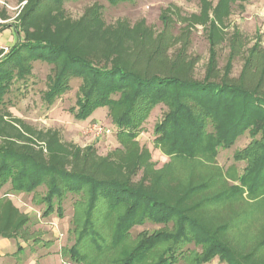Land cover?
I'll return each mask as SVG.
<instances>
[{
	"label": "rangeland",
	"instance_id": "374dc122",
	"mask_svg": "<svg viewBox=\"0 0 264 264\" xmlns=\"http://www.w3.org/2000/svg\"><path fill=\"white\" fill-rule=\"evenodd\" d=\"M43 3L47 7L33 14L32 24L20 32L27 29L58 42L71 36L75 48L91 53L114 45L131 47L134 55L122 54L128 63H138L136 55L142 54L141 68L147 57L153 60L148 67L152 72L169 73L177 67L178 75L197 82L211 70V80L217 83L241 82L252 89L264 80V0ZM29 6V0H0V60L18 42L12 27H21ZM31 66L28 77L13 82L0 104L1 148L70 173L141 185L216 234L241 262L264 264V190L249 194L241 184L247 162L235 158L252 143L249 133L231 148H220L217 155L202 145L193 158L178 157L155 143V128L168 113L166 106H158L134 138L121 137L108 108L98 109L84 122L75 117L81 79L65 84L50 102L46 95L56 67L42 61ZM48 192V184L31 192L14 190L11 184L0 190V264H123L127 253L143 241L177 230L173 216L166 223L136 224L117 240L126 206L111 210L103 199L91 219L99 244L91 240L90 231L78 242L88 215V194L65 192L63 203L55 200V213L50 214ZM142 244L148 256L135 264H155L172 245L166 239L152 247ZM180 249L184 257L202 252L194 244ZM176 264L191 263L180 258ZM211 264L226 263L217 257Z\"/></svg>",
	"mask_w": 264,
	"mask_h": 264
},
{
	"label": "trees",
	"instance_id": "16d2710c",
	"mask_svg": "<svg viewBox=\"0 0 264 264\" xmlns=\"http://www.w3.org/2000/svg\"><path fill=\"white\" fill-rule=\"evenodd\" d=\"M43 1L29 0L30 6L20 20L21 27H12L18 42L0 60V104L4 103L13 82L28 77L32 62L42 61L54 65L57 70L46 95L48 101L53 102L72 79H81V96L77 109L72 111L75 117L84 122L98 109L108 108L121 137L134 138L137 129L150 114L158 106H166L168 113L155 128V143L178 157L191 159L202 145L210 154L217 155L220 148H231L238 138L249 133L252 143L235 155L237 160L247 162L241 184L249 194L264 190V80L252 89L241 82L217 83L211 80V70L203 82H197L178 75L177 67L169 73L152 72L148 68L153 62L151 58L146 57L148 63L141 68L138 63L139 56L143 58L142 54L136 55L135 62L138 63H128L129 60L123 59L122 54L134 55L131 47L125 49L114 45L91 53L75 48L70 43L71 36L58 42L45 34L36 37L27 29L22 31L24 33L20 32V28H28L32 24L33 14L47 7H43ZM66 1L48 0L49 4L58 6ZM107 1L117 5L127 0ZM210 64L212 69L213 56ZM7 184H11L14 190L27 192L48 184L45 203L50 214L55 213V200L58 204L63 203L65 192L78 190L88 194V215L78 242H82V237L89 236L90 231L91 240L99 244L100 239L96 237L91 219L96 206L104 199L111 210L126 206L120 214L122 220L117 240L136 224L145 221L166 223L173 216L178 219L175 233L160 234V237H150L142 242H145L144 246L152 247L158 239L171 241L172 245L155 264H176L180 258L188 259L191 264H211L217 257L226 264H245L204 225L170 207L153 191L130 181L70 173L43 164L29 154L0 147V190ZM142 243L135 251L127 253L123 264H135L148 256ZM191 244L202 247V252H190L184 257L181 249Z\"/></svg>",
	"mask_w": 264,
	"mask_h": 264
},
{
	"label": "crops",
	"instance_id": "0c3cea01",
	"mask_svg": "<svg viewBox=\"0 0 264 264\" xmlns=\"http://www.w3.org/2000/svg\"><path fill=\"white\" fill-rule=\"evenodd\" d=\"M5 32V31H4ZM8 32V31H7ZM2 37H3V35H2Z\"/></svg>",
	"mask_w": 264,
	"mask_h": 264
}]
</instances>
